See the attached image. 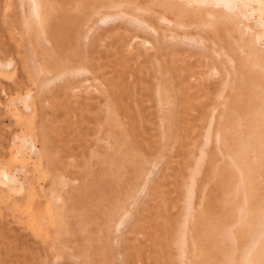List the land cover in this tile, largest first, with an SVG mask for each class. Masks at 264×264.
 Wrapping results in <instances>:
<instances>
[{
	"label": "rangeland",
	"instance_id": "rangeland-1",
	"mask_svg": "<svg viewBox=\"0 0 264 264\" xmlns=\"http://www.w3.org/2000/svg\"><path fill=\"white\" fill-rule=\"evenodd\" d=\"M41 1L44 12L42 28L40 24L34 23V27L31 28L30 32H27L23 24L22 12L27 14L30 12L29 1L25 0L23 3L24 5H22L20 0H0V154H3L4 150L6 151L5 157H10L11 151L14 148L16 149L15 143L20 145L19 141L17 139L15 140L18 134L27 135L29 139V141H27V147L31 142L35 143L36 149L31 150V156L25 159V164L19 161L15 163L14 167L12 165L13 169H17V175L20 177V182L22 181V184H20V182L19 184L22 186L20 187L19 184H16L20 187L16 189V185L14 184L16 190L14 188L12 189V196H21L18 198L16 196L11 197L16 200L18 204H22L20 207H24L23 204H27V200L26 198L24 199L25 201L21 200L24 198L22 194L24 195L29 179L35 177L37 195L38 193L40 194L37 199H40L39 201L42 206H45L53 188L55 191V188L58 186L57 184L55 187L52 183L53 175L55 174V177L59 176V183L60 178L63 182V185L59 184V188L57 187L54 193H56L55 195H59L63 202L60 203L58 201V203H60L58 205L59 207H64V211L61 210L63 214L61 213L62 217H60V220L63 223L65 221V224L61 221H59V224L56 221L48 223V227H41L43 229L41 230L40 227H36L32 225V223L30 224V218L27 216L28 212L26 213L27 210L24 214L22 210L21 214L23 221L21 220L20 223L19 220L17 221L18 215L16 213L11 214L4 206L2 209L3 212L0 211V236H2L0 238V246H2V248L0 247V255L1 258L3 257L2 264H83L81 263L83 260L80 258L77 259L81 261L77 259L75 261L74 259L77 256H81V258L82 256L86 257V250H88L87 257L91 259L89 264L92 263V260L94 261L92 264H103L102 260H105V258L113 259V264H228V255L231 254L229 251L232 252L233 250L232 241L230 243L229 240L230 236L228 238L229 234L225 232V228L229 226L232 227L238 246L234 264H241L242 247L250 240L251 226L257 224L255 220H257L260 214V208L262 207L261 196L264 194V140H262V136L257 133H248L249 125L245 124L242 126V95H238L237 92V85L240 81L239 73L235 77L236 81H230L225 87L222 83H218L212 89V92L215 94L220 91L222 93L218 95L219 97H217L216 100H214L215 98L211 100V102L215 101L214 104H216V117L214 116L215 129L213 128L214 133L208 146V154L210 153V157L201 160L199 170L196 173L194 193L195 214L189 225L191 227L189 229V236L186 244L187 251L182 258L183 263L177 260H180V258H175L179 256V251H177V247L172 245L179 239L181 233L184 231L178 225L181 224L183 220V202L186 194V185L189 182L190 170L196 166L198 161V159H196L198 151L196 150L199 149V141L201 139L197 136L198 132L194 130L198 127L197 120H199L198 118H200L201 115L198 116L197 111L196 113H190L188 118H186L187 116L184 117L185 115L182 114L180 116L178 115V109L180 108L185 112V106L183 103H178L177 108H174L171 102L174 98V87L177 82L174 78L175 71L171 70L162 78L163 87L160 90V95L163 101L160 105L157 104V95L154 93L156 91L153 80L151 79L152 73L147 77L146 82L150 90H148L147 87V89L144 90L145 92L141 95L143 89L138 85L132 87V91L136 92V96L142 98L146 97V99H142L144 103L141 100L142 103L138 109L141 110V115H144L149 124H154H152L153 126H147L148 123L146 121L143 123V130H145L144 132L148 135V140L154 138L158 139L156 136L159 137V135L154 136L151 134V130H153V132L158 130L161 110L163 113L165 111L168 114L166 119V136L163 139L160 138L161 140L159 139L151 143L149 148H144L148 159H138L136 161L137 167H141L142 165L145 166L144 168L146 171L142 173L144 179L140 177L141 180L139 178L135 180L134 176L132 177L129 175V167H126L128 171L123 177L117 175L111 176L110 179H108L109 176L108 178L100 177V174L106 167L107 159H101L96 155V152L101 153L106 151V155L108 156L111 152V148H109V150L105 147V145L108 144L106 140L110 134L115 133L116 135H120L121 131L118 130L119 128L116 126V120L118 119L116 108H111L108 111L107 109H100L107 101L105 97L113 90L111 83H113L112 80L116 77V72L122 67V65L117 64L118 60H122L126 57V53L128 54V64H130L128 68L130 74L128 72V75H131V77H128V80L130 81L132 79V82L136 84V75L140 74L141 67L150 65L148 63L149 61H147L148 55L154 54L155 52V49L151 47V45L155 44L156 41L163 42V40H165L169 43V45H166L167 43H164L165 41L163 42V44L166 45L165 50L168 55L165 54L161 56L160 59H164H161V61L164 62L165 60H173L175 58L174 64H176L180 70L179 73L186 75L183 82L190 85L195 93H198L196 83H198L199 80L197 76L192 75V69L189 67L190 64L196 61V57L192 55V51L198 47L197 41L194 42L198 36V31H195V27L196 25L199 26L201 20L203 23H207V20L209 21V19L213 17L209 18V16V19H206L207 17L201 13L198 15L191 13L187 18L186 16L188 15H186L184 19L187 23H191L192 25L196 23V25H193L195 29L192 27V30H190V28L187 31V28L185 29L183 27L177 30H175L176 28L174 27L169 30L166 25L167 23L158 18L159 14H157L156 11L141 16L144 17L147 24L153 26L158 31V34H155L154 32H146L138 28L133 21H127L128 17L136 15L131 10L127 11V17L116 15L117 9L109 6L110 0ZM127 1H138L139 4L145 7H153L149 0ZM178 1L179 3L183 2V0ZM189 2L191 3L192 0ZM94 11H98V14L93 18L92 14ZM194 15L195 17H193ZM213 19L215 22L214 26H211L210 31H217L214 33L217 42L215 46L218 48L219 52L222 53V56L214 65H210L207 68L208 75L203 77V79L205 81L206 79H210L219 82L228 75V67L225 63L227 60V52H229V54L230 52L232 53L230 43H235V38L239 39V32L235 30L234 26H231V24L230 28H227L226 24H228L229 21L227 22L228 19L225 17L220 19V22L217 21V17L216 20L215 18ZM215 24H218V27L215 26ZM212 27H217L218 29H212ZM116 28L117 30L119 28L121 29H119V31H114ZM179 29H185L187 32H190L195 39H183L185 34L182 35V33H185V31H180ZM174 30L177 31V33ZM171 32L174 33L172 34ZM123 33H125L124 36H122ZM190 33L187 35L191 37ZM229 33H231V37L228 35ZM165 34L168 36L166 35L164 39L161 38V36ZM176 34L177 36L174 38L173 35ZM178 34L182 36H178ZM244 36L245 41L250 40L252 42L248 32L244 34ZM155 37L159 39L156 40ZM179 37H182V39ZM139 38L150 42L147 43L145 47H142L139 44ZM177 40L178 42L180 41L181 44H175ZM30 43L32 44V50L35 52V57H33L29 50ZM170 43L174 45L171 44V47H167L170 46ZM130 44L133 49L129 52L128 46ZM176 45H179V52L178 55L174 57V55L171 56L173 53L170 52L176 49ZM251 45L253 46V43ZM251 45L244 46L245 53L252 52V50L250 52ZM234 46L235 45L232 47L236 55L237 48ZM139 47H141L142 56L137 60L135 58V53L138 51ZM172 47L174 48L172 49ZM167 48H171V50ZM224 52H226V54H224ZM86 56H88L91 62L94 59L92 62L93 64L100 65L98 77H93L96 71L94 67L92 68L90 63L85 62L84 57ZM244 56L247 57L246 55ZM171 57L174 58L172 59ZM32 59L38 64H41L42 67L49 69L48 73L40 75L44 78H49H46V82L48 83L46 86L48 87L45 86L43 88L39 81L33 80L31 76ZM202 59L209 58L204 56ZM9 62H12L11 65H9ZM163 65L165 64L163 63ZM84 78L87 79V82ZM72 79L73 82H75L73 83V88H71L73 91L65 90L64 92L62 89L59 90L66 81H72ZM77 83L79 84L77 85ZM56 87L58 89H56ZM149 91L150 93H148ZM202 91L203 90H201V92ZM125 93L126 92H121V95L124 96L122 97V99H124L122 102L127 104V102H130V96L128 93ZM18 95L19 97L17 98ZM168 96L171 97L168 98ZM23 97L26 98V101L31 106L28 110L24 108L23 99L25 98ZM86 98H90V101L87 102L85 100ZM147 99H150L149 104L147 103L149 100L145 101ZM200 99L203 102L208 101L206 94H202ZM192 101L196 105L199 104L198 97H194ZM145 103L149 107L146 106ZM150 103L152 106H150ZM233 107H236L238 110L237 116L241 119L237 118L233 121L234 114L231 112ZM16 110H20V112ZM121 113L124 115V120L128 121L126 115L123 114V112ZM177 116L179 118L184 117L182 120H186L189 123L188 125L184 124V126L182 125L180 127V138H178V142L176 140L177 143L175 142L177 149L173 146V150L172 144L174 141H172V136L175 130ZM148 117L150 119H147ZM207 118L208 117H206V119ZM218 131L221 133L220 142L216 141V132ZM242 141H244L245 145L242 144ZM12 145H14V148L11 147ZM170 147L172 153L174 152V159L164 157L166 155V150L170 149ZM189 147L192 149L191 152L188 149ZM56 148L59 149L58 153H61H59V155L61 158L63 157L62 160H64L62 162L60 161V165L54 166L55 169H53L49 164V157L46 153L52 154L56 152ZM91 149H93L92 151L95 152V154L91 152ZM187 150L190 153H188ZM36 151H40L41 153L39 158L37 157ZM228 151L239 157V159H236V165L242 170L244 178L243 185L242 173L238 172L232 159L225 156ZM188 154L192 155V159ZM188 156L190 157L189 159H187ZM145 161L147 162L145 163ZM86 163L88 164L87 169L85 168ZM164 170L167 171L165 172ZM168 170L171 172L167 173ZM147 172H149V175ZM145 173L148 176L143 175ZM162 174H164V176ZM97 176L101 178L100 180L98 179V181ZM113 177H116L115 180L118 181L117 183H115L116 181L113 182ZM119 177H121V179ZM103 178L106 179L107 182L113 179L111 180L113 183L109 182V186H107V182ZM137 180H139V182ZM103 181H105L104 183L106 186ZM92 182H95L93 184H96L97 187L96 185L88 184ZM100 184L104 185L107 192L105 190V192L102 191L104 187L99 188ZM117 185H122L121 187L123 188H121V193L118 192L120 188ZM91 186L96 188H92ZM128 188L130 189V193L134 191V189L136 190V196H134L135 194H133V192L131 193L132 195L127 194L130 196L129 198L132 197L131 200H127L128 196L125 194V190H128ZM245 190L251 198L247 207V218L249 221L242 225V218L240 217L239 210L242 206V191ZM85 192H87V194ZM102 192L104 193V197L101 196L103 194ZM117 193L123 194V196L121 195L122 198L120 194L117 195ZM93 194L97 195L93 196ZM107 195L108 197L112 196V199L108 198ZM101 197L102 199H100ZM149 197L151 198L149 199ZM113 198H115V201ZM119 198H121L119 201H121L123 205L118 201ZM134 198L137 199V202H141L138 203L140 204L138 207ZM96 199L98 200L96 201ZM103 199L104 205L108 204L107 206H104L103 203L101 204ZM158 200L159 202H157ZM73 201L76 202L74 203ZM98 201H100L99 204L97 203ZM118 203H120L119 206L116 205ZM112 205L118 207L117 213L124 218L125 222L118 230L115 227V229H113L115 224H110V227L115 233L112 230V242L108 241L109 243H105L104 240L102 242L101 239L99 240V238L96 237L100 234L99 227L103 228L107 223L106 220L109 221V223H114V220H120H117L119 218V216H117L118 214H115V212L113 213L114 206ZM172 205L174 207H172ZM73 207L76 208L72 209ZM136 207L138 210H133L136 209ZM70 209L72 211H70ZM124 209L129 210L128 215L123 213L125 212ZM102 210L104 213L102 212L101 214ZM130 210H133L134 214H131ZM116 216L118 217L117 219L113 218ZM88 217L90 220H98L99 222H97L99 225L95 221H93L95 222L94 224L92 222L90 223V220L89 222L88 220L85 222V219H89ZM15 219L16 221H14ZM111 220L113 221L111 222ZM138 222L140 223L137 224ZM57 223L60 225L58 226L59 228L65 226L67 232L62 227L63 230L60 229L62 232L64 231V233L60 232L59 229V231L57 230L59 233H56ZM77 223L79 226H77ZM85 224L88 226L84 227L86 226ZM31 226H34V228H31ZM1 228L3 230H1ZM33 229H36V231ZM81 229L83 230V233L80 232L82 236L78 233V230L81 231ZM44 230H47L49 235H46L47 232ZM38 235L41 236L40 238L43 237V241ZM50 235L51 238L49 237ZM57 235L59 238H57ZM53 237L56 242L53 241ZM115 237H117V239H114ZM44 238L47 239V241ZM64 241H68L67 244ZM8 243H10V245ZM102 243L106 245L107 251L105 249V251L100 250L103 245ZM3 246L5 247L3 248ZM9 246H11L10 249ZM86 246L88 247L87 249ZM98 246L100 247L98 248ZM160 247L161 249L159 250L158 248ZM61 248H64V250ZM67 248L72 249L70 250L72 252L70 255L68 254L69 251ZM169 248L170 252L168 253ZM96 251H98L100 255ZM80 253L81 255H79ZM67 254L69 256H71V254L76 256L68 257ZM259 255H256V259L260 258ZM89 258L88 261L90 260ZM85 259L84 264H88V261Z\"/></svg>",
	"mask_w": 264,
	"mask_h": 264
},
{
	"label": "bare ground",
	"instance_id": "bare-ground-1",
	"mask_svg": "<svg viewBox=\"0 0 264 264\" xmlns=\"http://www.w3.org/2000/svg\"><path fill=\"white\" fill-rule=\"evenodd\" d=\"M24 1L25 0H20V3H22V5H24L23 4ZM28 1H29V4H30V12L28 14L22 12V17H23V24H24L25 28L27 29V32H30L31 28L34 27V25H33L34 23L40 24L41 28H42L44 12H43V7H42V1L41 0H28ZM149 1L152 3L153 7H145V6L141 5V4H139L138 1L137 2H130V1H127V0H110L109 6L117 9V12L115 13L116 15H121V16H125V17H127V15H128L127 11L131 10L136 15H131V17H128L127 21H133V22L136 23L138 28L143 29L146 32L147 31L154 32L155 34L156 33L158 34V31L153 26L147 24L145 22V20H144V17H141V16H145L147 14H150V12H154V11H156L157 14H159L158 18L160 20H162V21L167 23L166 25L169 28V30H171V28H174V27L176 28L175 30H177L178 28H182V27L185 28V29L187 28V31L190 28H191L190 30H192V27L193 28L195 27L193 25H196V23H194L193 25L191 23H187V21L184 19L185 16L188 15V16H186V18H187V17H189V14H191V13L195 14V15H198L199 13H201L202 15H205L207 17L206 19H209V18L213 17L216 20V17H217V19H218L217 21L218 22H220V19L225 17L226 19H228L227 22L228 21L230 22V23L228 22V24H226L227 28L229 29L230 28V24H231V26H234V29L239 32L238 33L239 39L235 38V40H234L235 43H230V49H231L233 54L231 52H230V54H229V52H227V60L225 61V63L227 64V67H228V75L224 79L219 81V82L212 81L210 79H206V81H205L203 79V77L208 75L207 68L210 65H214L215 62L218 61L219 58L222 56V53H220L218 48L215 46L217 44L216 37L214 36L215 35L214 33H215L216 30H212L214 32L210 31L211 26H214V22H215V21H213L214 19L212 18V19H209V21L207 20V23H203V21L201 20V23H199V26L196 25V27H195L196 29L195 28L194 29H195V31H198V33H197L198 36H197V39L194 40V42L197 41L198 47H196V49L192 51V55H194V57H196V61H194V63L190 64L189 67L192 69V71H191L192 75L197 76V78L199 80L198 83H196L198 93H195L191 89L190 85H188L185 82H183V79H185L186 75L183 74V73L180 74L179 73L180 70L178 69L177 65L174 64L175 60H176L174 57L176 55H178V52H179L178 51L179 50L178 47H179V45H176L177 47H175L176 48L175 50H171V48L170 49L167 48V49L171 50V52L169 50H167V51H169L170 53H173L171 56L174 55V57H171V58L172 59L174 58L175 59V60L173 59L174 61L173 60H165L164 62L161 61V59H163V58L160 59V57L166 54V50H165L166 49V45H169V43H167L165 40H163L166 37L167 34L162 35L163 37L161 36V38H163L162 39L163 42L165 41L164 43H167L166 45L163 44V42H160V41H156L155 44L151 45V47H153L155 49V52H154V54L148 55V60L146 59L147 61H149L148 63L150 65L147 64L148 66L141 67L140 74L138 73L139 75H136V77H137L136 78L137 80L135 79L136 84L134 82H132L133 80L131 78H130L131 79L130 81L128 80V77L129 76L131 77V75H128V72H129L128 68H129L130 64H128L129 57H127L128 54L126 53V57L123 58V59L121 58L122 60H120V61L118 60V62H117V64L122 65V67L120 66L121 68L116 72V77L112 80L113 83H111V84L113 86V90L110 93L111 95L109 94L107 97H105V98H107V101H106V103L104 104L103 107L102 106L100 107L101 110H104V109L106 110L107 109V111L110 110L111 108H116V112H117V115H118V119L116 120L117 121L116 122V126H117V128H119L118 130H121L120 131V135H116L115 133L110 134V136L106 140L108 144L105 145V147L108 148V149L111 148V152L109 153L108 156L106 155V153H107L106 151L101 152V153L96 152V155H98L99 158L104 159V160L107 159L106 160V167H105L104 171L101 174L100 173L99 174L101 175L100 177H104V178L105 177L108 178V176H109L108 179H110L111 176H114V175L123 177V176L126 175V172L129 170L130 171L129 172L130 174L128 173L129 175H131L132 177L134 176L135 180H136V178L137 179L139 178L141 180L140 177H142V173H144L146 171L145 168H144L145 166L142 165L141 167H137L136 161L138 159H144V160L148 159V157H147V155H146V153L144 151V148L145 147L149 148V145H151V143H153L154 141L159 140L160 138L163 139L166 136V129H167L166 119L168 117V114L165 111L163 113V111L161 110L160 121L158 122L159 124L157 123L159 125L158 126V130H157L158 132L157 131L153 132V130H151L153 132V133L151 132V134H153L154 136L155 135H159V137L156 136L158 139L154 138L152 140H148V135L144 132L145 130H143V128H144L143 127V123L146 121V118L144 117V115H141L142 112H141L140 109H138V107L141 106L140 104L143 101L142 99H144V98L146 99V97L142 98V97L136 96L135 95L136 92L132 91V89H133L132 87L134 85H138L141 89H143V92L141 93V95H142L145 92L144 90H146L147 87L149 86V85H147L146 82H147V77L150 76L151 73H152L151 74V79L153 80V84H154L155 91H156V92H154V90H153V92L156 93V95H157V104L160 105L162 103V101H163V99L161 98V95H160V90L163 87L162 78H163V76H165L168 72H170L172 70V71H175L174 72V78L176 79L177 82H176L175 87H174V94H173L174 98H173V100L171 102L173 103L174 108H177V104L178 103H180V104L183 103V105L185 106V112L179 108L178 109V115L180 116L182 114V115H185L184 117L187 116L186 118H188V115L190 113H196V111L198 112V116L201 115V117L198 118L199 120H197L198 127H197V129L194 130V131L198 132V133L196 132L197 136L201 139L199 141V144H200L199 149L196 150V151H198V154L196 156V159H198V161H197L196 166H194L190 170L189 182L186 185V194H185V198H184V202H183L184 203L183 220H182L181 224L178 223L179 224L178 226L181 229H183L184 231L181 233V236L179 237V239L176 240V242H174V244L172 245V246L177 247V251H179V253H178L179 256H177L175 258L176 259L180 258V260L179 259H177V260L179 262L181 261V263H183V259L182 258L186 254V251H187L186 244H187V241H188L189 229L191 227L189 225H190L191 219L193 218V216L195 214L194 213V211H195V208H194V193H195V186H196V183H195V181H196V173L199 170V165L201 163V160L205 159L206 157H210V155H209L210 153L208 154V150H209L208 146H209V144H210V142L212 140V136H213L214 129H215L214 128V121H215V117H216L215 116L216 104H214L215 101L211 102V100L214 99V98H215L214 100H216L217 97H219L218 95H221V93H222L221 91L219 93H217V94L212 92V89L216 86V84L222 83V85L225 87L226 85L229 84L230 81H233V80L236 81L235 80L236 75L238 73L240 74V81H239V83L237 85V90H238L237 92H238V95H242V126L245 125V124L249 125L248 133H250V132L257 133V134L261 135L262 136V140H264V0H192L191 3L189 2L191 0H185V1L183 0V2H181V3H179L178 0H177L178 3H177L176 0H149ZM97 14H98V11H94L93 14H92V17L94 18ZM195 15L193 17H195ZM201 18H202V16H201ZM189 19H192V18H189ZM206 19H204V20H206ZM217 25L215 24V26H217ZM219 25H222V24H219ZM217 27H212V29L213 28L216 29ZM119 29H121V28H119ZM119 29L117 30V28H116L114 31H116V30L119 31ZM185 29H182V30L179 29L180 31H183V30L185 31V33L184 32L182 33V35L185 34L183 36V39H189V40L192 39L193 36L191 35V33L187 32ZM226 31L229 32L228 30H226ZM175 32L177 33V31H175ZM247 32L250 35V37L252 39V42L250 40H246L245 41L244 34H246ZM171 33L173 34L174 32H171ZM188 33H190L191 37L189 35H187ZM124 34L125 33H123L122 36H124ZM230 34L231 33H229L228 35L231 37ZM182 35L178 34V36H182ZM175 36H177V34L173 35L174 38H175ZM179 38L182 39V37H179ZM155 39L157 40L159 38L155 37ZM176 39H177V37H176ZM193 39H195V38H193ZM29 42H30V40H29ZM149 42L150 41H148V40L139 38V44L142 47H145L146 44L149 43ZM177 42H178V40L176 41L175 44H181L180 41L178 43ZM252 43H253V46L251 45ZM171 44L174 45L173 43H170V46H167V47H171L172 46ZM31 45L32 44L30 43L29 50L32 53L33 57H35V52H34V50H32ZM126 45H128V44H126ZM233 45H235L234 47L237 48L236 55H235V52H234L235 50H233V47H232ZM245 45H249V46L251 45L252 46L250 48V52L252 50L251 53H245L244 52V46ZM173 48L174 47H172V49ZM132 49H133V47L130 44L128 46V51L130 52ZM169 52H167V53H169ZM224 54H226V52H224ZM248 54H250V55H248ZM166 55H168V54H166ZM244 55H246L247 57H245ZM141 56H142L141 47H139L138 51L135 53V58L137 60H139L141 58ZM204 56L209 58V59H202V57H204ZM84 59H85L86 63H90L91 64L92 68L94 67V70L96 71V74H94L93 77H98L99 76L98 75V70H99L100 65L98 66V64H96V65L93 64L92 62H93L94 59L91 62V60L88 58V56L84 57ZM11 63L12 62H9V65H11ZM32 63L33 64L31 66V71H32L31 76H32L33 80H35L37 82L39 81L40 85L44 88L48 84L46 81L49 78L46 77L47 78L46 79V78H44V77H42L40 75L41 74L44 75V74L48 73L49 69L42 67V65L38 64L34 59H32ZM163 63L165 65H163ZM95 71H94V73H95ZM129 74H130V72H129ZM76 75H78V74H76ZM86 78H84V79L87 82ZM232 78H234V79H232ZM88 80H90V79H88ZM81 81H83V80H81ZM178 81L182 83V86H181V83H179ZM73 83H75V82H73V79H72V81H66L65 84L62 85L59 88V90L62 89V90H64V92H65V90H72L71 88H73V85H74ZM78 84L79 83H77V85ZM138 86H136V87L139 88ZM234 86H235V84H234ZM46 87H48V86H46ZM80 88H82V87H80ZM149 88L150 87H148V90H150ZM56 89H58V88L56 87ZM201 90H203V91L201 92ZM121 92H126V93L129 94V96H130L129 97V101H130L129 103L127 102V104H124L122 102L124 100V99H122V97H124L123 96L124 94L122 93L123 95H121ZM66 93H67V91H66ZM148 93H150V91ZM202 94H206V96L208 98L207 102H203L200 99ZM137 95H140V94H137ZM29 96H30V94H29ZM18 97H19V95L17 96V98ZM25 97H23V98H25ZM170 97L171 96H168V98H170ZM194 97H198L199 98V104L198 105L193 103L192 99ZM17 98H15V99H17ZM147 98H148V96H147ZM152 98H153V96H152ZM11 100H10V103H11ZM85 100L87 102H89L90 98H86ZM145 101H148L147 103L149 104L150 99H147ZM23 102H24L23 104L25 105L24 106L25 109L28 110L29 108H31V106L26 101V98L23 99ZM143 103H144V101H143ZM145 104H142V105H145ZM146 106H148V105L146 104ZM150 106H152L151 103H150ZM18 107H20V106H18ZM150 109H149V111H150ZM16 111L20 112V110L19 111L16 110ZM237 111L238 110L236 109V107H233L231 109V112L234 114L233 121H235L237 118H239L237 116V113H238ZM121 112H123V114L126 115V117L128 118V121L124 120V115H122ZM30 115H32V114H30ZM206 117H208V118L206 119ZM183 118H179L177 116V119L175 121V130H174V133H173V136H172V141H174V143L172 142L173 143L172 144V149L173 150H174L173 146L177 149V145L175 146V142H176V140H177V142L179 141L178 138H180L179 137L180 127L182 125L184 126V124L188 125V123H189L186 120H185L186 122L184 120H182ZM147 119H150V118L148 117ZM151 119H153V118H151ZM239 119H241V118H239ZM152 124L153 123H151V124L148 123L147 126L148 125L151 126ZM153 128H155V127H153ZM156 128H157V126H156ZM116 132H118V131H116ZM248 133H247V135H248ZM151 134H150V136H151ZM150 138H152V137H150ZM16 139L19 141L20 145L15 143L16 144L15 145L16 149L13 147L14 145L11 146L15 150L13 149L11 151V149H10L11 153H10V157L9 158L5 157L6 156V153H5L6 151H4V150H3V152L5 154L4 153L0 154V211L3 212L2 209L5 206V208L8 209L11 214H15L16 213L18 215L17 221L19 220L20 223H21V220L23 219L21 212L23 210V214H24V212L27 210L26 213L28 212L27 216H29L28 218H30V221H29L30 224L32 223V225H35L36 227H40L41 230H43L41 227H44V226L48 227V225H47L48 223H52V222H56L57 221L60 224L59 221H61L60 217H62L61 213L63 214V211H64L63 208L64 207L63 208H62V206L59 207L58 204L63 203V202L61 201L60 196L59 195H55L56 193H54L56 191L57 187L59 186V184L63 185V182L61 181V178H60V183H59V180H58L59 176L55 177L54 176L55 174L53 175V182L52 183H53V185L55 187H56L57 184H58V186L55 188V191H54V188H53L52 193L49 196L50 198L47 199V202H46L45 206H42V204L39 201L40 199L39 200L37 199V198H39L38 195H40V194L38 193V195H37L36 184H35V179L36 178L35 177H32V178L29 179L28 186H27V188H26V190L24 192V195L22 194V196H24V198L23 197H21L23 199L20 198L21 200H24L26 198L27 204H25V205L23 204V206L25 208L24 207H20L22 204L21 203L18 204L16 200L12 199L13 196H16V195L12 196V193H13L12 189L15 187L16 184H19V182H20V177L17 175L18 173L16 172L17 169H15V168L13 169V167L15 166V163L19 162V161L22 162L23 164H25L26 163L25 159H28L31 156L30 155L31 150L32 149L33 150L36 149V145H35L34 142H31V144L27 147V144H28L27 141H29L27 135L18 134L15 137V140ZM216 141L217 142L221 141V133H220V131L216 132ZM63 144H64V142H63ZM242 144L245 145L244 141H242ZM2 148L4 149L3 146H2ZM67 148H69V147H67ZM196 148H198V147H196ZM188 149L191 152L192 149H190V147ZM58 150L59 149L56 148V152H53L52 154H50L48 152L46 153L47 156L49 157L48 158L49 164L53 167V169H55L54 166L60 165L59 164L60 161L62 162L64 160V159L62 160L63 157L61 158V156L59 155L60 152L58 153ZM92 150L93 149H91V152L93 154H95V152H93ZM187 152L190 153L188 150H187ZM36 153H37V157L39 158L40 154H41L40 151H36ZM188 155L190 157L192 156L190 154H188ZM189 156H188L187 159L190 158ZM225 156L228 157L229 159H232L234 165L237 167L238 172L242 173V170L236 165V163H237L236 159H239L238 155H235L232 152L228 151V152H226ZM164 157H169V159H174L175 155H174V152L172 153L171 147H170V149L166 150V155ZM166 159H168V158H166ZM191 159H192V157H191ZM146 162L147 161H145V163ZM12 165H13V167H12ZM87 165L88 164L86 163L85 164V166H86L85 168L86 169H87ZM126 167H129V169L126 170ZM53 169H52V171H53ZM169 170H168L167 173L171 172ZM148 173L149 172H147V174ZM147 174L145 173L143 175L148 176L149 174L148 175ZM102 175H105V176H102ZM162 175L164 176V174H162ZM97 177H98L97 181H98V179L99 180L101 179V178H99V176H97ZM115 178L116 177H113L114 180L113 179H111V180H113V182L116 181L115 183H117L118 181L115 180ZM119 178L121 179V177H119ZM95 179H96V177H95ZM142 179H144V178L142 177ZM104 180L107 182L106 179H104ZM111 180H109V182H112ZM97 181H96V183H97ZM105 181H103V183ZM137 181L139 182V180H137ZM99 182H98V184H99ZM109 182L106 183L107 186H109V184H108ZM119 182H120V180H119ZM162 182H163V180H162ZM93 183H95V182L88 183V184L96 185V184H93ZM243 183H244V178H243V173H242V185H243ZM20 184H22V181L20 182ZM106 184H105V186H106ZM19 185H16L15 188L19 189L22 186V185H20V187H19ZM90 185H88V186H90ZM117 186H119L120 190L118 189V192H120L121 188H123V187H121L122 185L121 186L117 185ZM39 187H40V185H39ZM96 187H97V185H96ZM96 187H94V188H96ZM101 187H104V185L100 184L99 188H101ZM126 187H128V186H126ZM41 188H43V187H41ZM99 188H97V189H99ZM105 189L106 188L104 187V189H102V191H104ZM124 189H127V188H124ZM38 190H39V188H38ZM129 190H130L129 188H128V190H125L126 191L125 192L126 195L127 194L128 195H132L131 194L132 192H133V194L136 193L135 189H134L135 192L131 191V193H130ZM22 192H23V190H22ZM85 193L87 194V192H85ZM97 193H98V191H97ZM108 194H109V192H108ZM119 194L117 193V195H119ZM123 194H124V192H123ZM123 194H120V197H121V195L123 196ZM95 195H97V194H93V196H95ZM103 195H104V193L101 196H103ZM20 196L21 195L16 196V197L18 198ZM134 196H136V194ZM86 197H88V196H86ZM107 197H108V195H107ZM111 197L112 196H110L108 198L112 199ZM129 197L130 196H128L127 200H131L132 197L131 198H129ZM261 197H262V200H261V206L262 207L260 208V214L258 215L257 220H255V221H257V224L256 225L254 224L253 226H251L252 228L250 227L251 228V230H250V232H251L250 240L242 247V257H241L242 263L241 264H264V194ZM98 198H99V196H98ZM115 198H113L114 201H115ZM121 198H119L118 201ZM124 198H126V197H124ZM136 198H134V199L137 202ZM150 198L151 197H149V199ZM250 198H251V196H249V194L247 193L246 190L242 191V206H241V208L239 210L240 217L242 218V225H243V223L245 224V223H247L249 221V219L247 218V213H248V210H247L248 208L247 207H248V202H250ZM20 199H17V200H20ZM100 199H102V197ZM134 199H133V201H134ZM97 200L98 199H96V201ZM106 200H107V198H106ZM159 200L157 202H159ZM58 201L60 203H58ZM103 201H104V199L102 200L101 204L103 203ZM73 202L75 203L76 201H73ZM73 202H72V204H73ZM119 202L122 203L121 201H119ZM166 202H167V200H166ZM97 203L99 204L100 201H98ZM105 203H107V202H105ZM120 203H118L116 205L119 206ZM138 203H141V202H137V204ZM72 204H71V206H72ZM100 205H98V206H100ZM103 205H104V203H103ZM107 205H104V206H107ZM122 205H123V203H122ZM139 205L140 204H138L137 207ZM145 205H146V203H145ZM71 206H70V208H71ZM96 206H97V204H96ZM112 206H114V205H112ZM137 207H136V209H133V210H135V211L138 210ZM172 207H174V206L172 205ZM75 208L76 207H73L72 209H75ZM94 208H95V206H94ZM97 209H99V208H97ZM61 210H63V211L61 212ZM100 210H101V208H100ZM103 210L101 211V214H102V212L104 213ZM113 210H114L113 213L115 212V214H116L118 212V207L114 206ZM70 211H72V210L70 209ZM122 211H123V209H122ZM128 211L129 210H125V212H123V213L128 215V213H129ZM132 211H131V214H134V211L133 212ZM106 212H108V211H106ZM6 213H7V210H6ZM165 213H167V212H165ZM72 215H73V212H72ZM119 215L120 214H118L117 216H119ZM104 216H106V215H104ZM117 216L113 217V218L117 219L118 218ZM102 217H103V215H102ZM102 219H104V218H102ZM86 220H88V222H89L90 218L89 219H85V222H86ZM113 220H111V222ZM117 220H119V221H115L114 220V223L113 222L109 223V221L106 220L107 223L105 224V226L103 228L99 227V229H100L99 230L100 234L98 233L99 236H96V235L95 236L97 238H99V240L101 239L102 242H103V240H104L105 243H109L108 241L112 242V240H113L112 230L115 229V228L117 230L120 229L122 224L125 222L124 218H122V216H119V218ZM162 220H163V218H162ZM14 221H16V219ZM72 221H74V220H72ZM93 221H95V220L94 219L90 220V223L92 222L94 224L96 222L98 224V222H99L98 220H96L95 222H93ZM255 221H254V223H255ZM58 223H57L56 231L59 229L60 232H62V230H63L62 227L63 226L60 227L62 229L61 230L58 227V226H60ZM62 223H61V225H62ZM139 223L140 222H138L137 224H139ZM22 224H25V223H22ZM63 224H65V221H64ZM86 224H88V223H86ZM97 224H95V225H97ZM110 224L111 225L115 224V226H113V229L110 227L111 226ZM141 224H142V222H141ZM28 226H29V224H28ZM77 226H79V224ZM87 226L88 225H86L84 227H87ZM133 226H134V224H133ZM32 227L34 228V226H31V228ZM63 228L65 230L66 227L64 226ZM242 229H243V226H242ZM1 230H3V229L1 228ZM104 230H105V232H104ZM34 231H36V229ZM58 231L56 233H59ZM78 231H79L78 233H80L83 230L81 229V231L80 230H78ZM97 231H98V229H97ZM41 232H43V231H41ZM45 232H47V230ZM113 232H114V230H113ZM225 232L227 234H229L228 238L230 236L229 240H230V243L232 241V247H233L232 252L229 251L231 254L228 255V261L227 262H228V264H234L235 260H236V253H237V250H238L237 242H236V239H235L236 237H235V235H234V233L232 231V227L231 226H229L228 228H225ZM62 233H64V231ZM82 233H80V236H82ZM41 234H39V235H41ZM46 235H49L48 232L46 233ZM157 235H159V234H157ZM42 236H43V234H42ZM53 236H54V234H53ZM1 237L2 236H0V238ZM40 237L41 236H39V238ZM46 237H48V236H46ZM49 237L51 238V235ZM42 238H40V239H42ZM55 238H56V235H55ZM55 238L53 239V241L55 240ZM57 238H59L58 235H57ZM114 239H117V237H115ZM45 240L47 241V239H45ZM50 240H52V239H50ZM42 241H43V239H42ZM51 242H49V243H51ZM54 242H56V241H54ZM64 242H66V244H67L68 241H64ZM166 242H168V241H166ZM8 244L10 245V243H8ZM84 245H85V243H84ZM99 245H100V243H99ZM11 246H9V249L11 248ZM0 247L2 248V246H0ZM4 247L5 246H3V248ZM99 247L100 246H98V248ZM1 248H0V254H1ZM87 248L88 247L86 246V249ZM61 249L64 250V248H61ZM82 249H83V247H82ZM104 249L106 250V245L105 244L102 245V248H100V250L105 251ZM158 249L160 250L161 247L158 248ZM171 249H172V247H171ZM67 250L69 251V253L68 252L67 253L70 255V253H72L70 250H72V249L67 248ZM67 250H65V251H67ZM166 250H167V248H166ZM86 251L88 252V250H86ZM87 252H86V255L83 254L86 257L82 256V258H81V256L80 257L77 256L74 260L76 261L77 258H80L81 260H83V262H81V263L84 264V259L87 258L85 260L88 261V258H89V257H87V255H88ZM96 252L98 253V251H96ZM169 252H170V248H169L168 253ZM259 253H260V255H259ZM68 254H67L68 257H71V256L75 257L76 256V255L74 256L73 254H71V256H69ZM98 254L100 255V253H98ZM101 254H102V252H101ZM79 255H81V253ZM103 255H104V252H103ZM113 255H114V253H113ZM147 255H149V254H147ZM161 255H163V254H161ZM256 255H259L260 258L256 259ZM2 256H3V254H2ZM155 256H157V255H155ZM171 256H169V257H171ZM102 257H104V256H102ZM2 258H1V255H0V264H2ZM80 259H77V260L81 261ZM109 259H106V258H105V260L103 259L102 263L103 264H113V259H110V260ZM170 260H171V258H170ZM90 261H91V259L88 261V264H89ZM162 261H165V260H162ZM77 263H79V262H77ZM92 263H94L93 260H92Z\"/></svg>",
	"mask_w": 264,
	"mask_h": 264
}]
</instances>
